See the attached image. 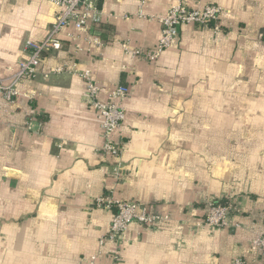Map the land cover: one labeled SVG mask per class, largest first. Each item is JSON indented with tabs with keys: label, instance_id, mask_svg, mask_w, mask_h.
<instances>
[{
	"label": "crops",
	"instance_id": "obj_1",
	"mask_svg": "<svg viewBox=\"0 0 264 264\" xmlns=\"http://www.w3.org/2000/svg\"><path fill=\"white\" fill-rule=\"evenodd\" d=\"M177 3L219 6L221 30L183 25L155 61L132 55L154 50L158 19ZM94 5L88 30L63 29L61 48L43 54L17 96L8 102L0 94V264H86L98 253V264H233L237 257L262 264L264 0ZM55 15L48 1L0 0V79L16 71L26 41L47 35ZM85 70L101 101L114 86L129 89L113 134L122 142L118 183L116 159L100 151L101 120L78 74ZM103 196L169 219L149 231L131 224L115 244L100 246L114 215L94 207ZM220 200L235 208L238 228L198 227L207 204Z\"/></svg>",
	"mask_w": 264,
	"mask_h": 264
},
{
	"label": "built area",
	"instance_id": "obj_2",
	"mask_svg": "<svg viewBox=\"0 0 264 264\" xmlns=\"http://www.w3.org/2000/svg\"><path fill=\"white\" fill-rule=\"evenodd\" d=\"M52 3L56 8L54 22L47 35L38 42L26 41L23 48V58L17 62L16 71L6 79H0V94L3 98L11 102L17 96V84L23 79H32L38 74V68L42 62L43 54L50 50H59L61 43L59 34L68 26H72L76 31H86L89 29L90 22L96 17L94 0H44ZM221 9L215 4H206L201 7H189L182 3L171 6L168 11L158 19L160 24V37L151 52L142 53L131 51L134 56H142L146 60L153 62L162 51L169 48L174 42L178 29L183 25H197L208 28L213 32H219L218 25ZM94 44H100L97 38L93 39ZM127 51L126 48H124ZM66 72L62 68L53 71L54 74ZM68 73H71L69 71ZM85 82L86 96L90 106L100 118L101 136L103 144L100 147L101 154L116 159L111 168V176L118 183L121 178V151L122 142L114 141L113 134L117 132L125 120L124 108L119 104L127 96L129 89L118 85L112 87L107 94V100H99L100 87L95 83L88 70L78 73ZM46 76V75H45ZM94 207L106 210H113L114 215L111 220L108 234L99 240V245L105 243L115 244L128 230L131 224H138L144 231H149L159 227L169 219L152 213L145 206L138 203L114 200L109 196L97 198ZM235 213V208L227 203L226 205L209 202L204 211V215L197 222L198 227L210 228L215 230H234L238 225H233L231 218ZM260 252L261 263L264 264V235L257 240ZM112 259H117L116 256ZM100 253L88 258L86 264H98ZM233 264H247L244 260L237 257Z\"/></svg>",
	"mask_w": 264,
	"mask_h": 264
},
{
	"label": "trees",
	"instance_id": "obj_3",
	"mask_svg": "<svg viewBox=\"0 0 264 264\" xmlns=\"http://www.w3.org/2000/svg\"><path fill=\"white\" fill-rule=\"evenodd\" d=\"M215 204H222V205H226L227 204V202L226 201H224V200H220V201H215L214 202Z\"/></svg>",
	"mask_w": 264,
	"mask_h": 264
}]
</instances>
